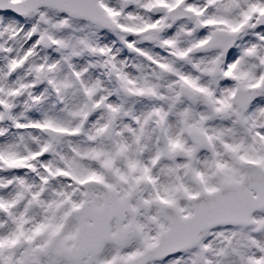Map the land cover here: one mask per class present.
<instances>
[{
  "label": "snow or ice",
  "instance_id": "snow-or-ice-1",
  "mask_svg": "<svg viewBox=\"0 0 264 264\" xmlns=\"http://www.w3.org/2000/svg\"><path fill=\"white\" fill-rule=\"evenodd\" d=\"M0 264H264V0H0Z\"/></svg>",
  "mask_w": 264,
  "mask_h": 264
}]
</instances>
